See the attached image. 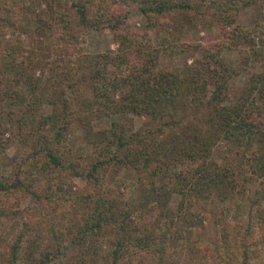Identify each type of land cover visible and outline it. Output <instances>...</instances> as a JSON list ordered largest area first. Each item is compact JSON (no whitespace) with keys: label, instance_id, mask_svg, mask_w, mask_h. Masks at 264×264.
<instances>
[{"label":"trees","instance_id":"1","mask_svg":"<svg viewBox=\"0 0 264 264\" xmlns=\"http://www.w3.org/2000/svg\"><path fill=\"white\" fill-rule=\"evenodd\" d=\"M263 108L264 0H0V264H264Z\"/></svg>","mask_w":264,"mask_h":264},{"label":"rangeland","instance_id":"2","mask_svg":"<svg viewBox=\"0 0 264 264\" xmlns=\"http://www.w3.org/2000/svg\"><path fill=\"white\" fill-rule=\"evenodd\" d=\"M130 10H131V15L129 17V25L131 26V28H133L134 30H141L143 29L144 25H143V19L140 16V14L137 12V8L135 5H130ZM259 11L256 7H249L247 9H245L242 14L240 15V21L242 24H244L245 26H250L254 20H256L259 17ZM216 32L214 29L210 34H204L203 32H201L199 34V40H197L198 42H204L205 39H210L212 37H216ZM5 35L7 36V38H12V39H17V35L16 34H12V32L8 31L5 33ZM22 42H24V46L26 48H29V44H28V40L25 37H22ZM115 44L113 43L112 37L111 35L107 32V31H101V32H96V31H90V32H86L84 33L80 40H79V44H78V49L85 54H95V53H106L109 51H113L115 49ZM237 51H226L223 53V58L226 61H236L237 60ZM190 56V55H188ZM188 56H180V57H175L172 59V61L176 64V65H180L181 62ZM247 79V75H241L239 76L236 80H235V85L237 87H242L245 84V81ZM50 109L46 108V111L48 112ZM263 112H264V108H263ZM119 117H115L113 120H118ZM133 121H134V126L135 128H138L141 123H142V119L139 117H133ZM84 134V129L81 127H78V129H76L74 131L73 134L70 135L69 137V145L71 146L72 150H76L79 143H80V139ZM17 148L15 146H13L10 151H9V156H13L15 153V150ZM134 180V175L131 171L128 170H122L119 173V181L121 182L120 184V189H119V193L123 194L122 198H128L129 196V189L131 188V185L133 183ZM75 187L76 188H81L83 186V181L81 179H75ZM121 197V195H120ZM177 202V198L174 196L172 198V206H175ZM235 207H231V209L229 210V214L226 217V221L225 223L222 222V224L227 225V230H228V234L230 236H236L237 232H239L241 230V225H242V216H241V212L239 210L234 209ZM208 222V220L206 221ZM224 225V226H225ZM207 229L206 230V234L208 233L210 238H213V235L215 236L216 233L219 234L220 233V229L221 227L218 226V228L216 230H211V227H208V225H205Z\"/></svg>","mask_w":264,"mask_h":264}]
</instances>
